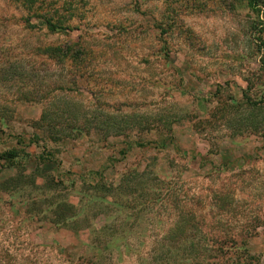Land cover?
<instances>
[{
  "label": "rangeland",
  "instance_id": "1",
  "mask_svg": "<svg viewBox=\"0 0 264 264\" xmlns=\"http://www.w3.org/2000/svg\"><path fill=\"white\" fill-rule=\"evenodd\" d=\"M46 1L65 10L68 29L51 32L36 18L26 28L18 2L0 0V48L17 56L0 70V116L8 119L0 151L20 149L23 163L36 158L34 167L42 163L37 155L48 160L43 172L66 181L76 207L64 221L54 206L31 207L47 190L44 179L19 178V166L0 160V185L17 178L0 190V264L216 262L178 246L189 238L227 243L226 261L264 264L263 15L242 0ZM164 21L177 26L162 34ZM67 42L87 49L78 66L35 55ZM219 98L229 107L198 131L194 122ZM242 99L259 103L261 133L250 131L247 104H233ZM43 112L61 119L70 136L47 139L38 124ZM168 116L180 121L171 135ZM113 119L127 135L115 134ZM138 123L143 147L135 144ZM131 168L147 169L145 180L171 184L174 193L119 192L109 206L100 193H79L117 182ZM151 198L159 201L141 205Z\"/></svg>",
  "mask_w": 264,
  "mask_h": 264
},
{
  "label": "trees",
  "instance_id": "2",
  "mask_svg": "<svg viewBox=\"0 0 264 264\" xmlns=\"http://www.w3.org/2000/svg\"><path fill=\"white\" fill-rule=\"evenodd\" d=\"M18 2V7L20 9H22L24 12L27 13V16L23 17V21H24V27L29 28V27H36L34 24H31V21L33 18L38 19V21H40L41 23H43L44 25H46V27L51 31V32H60L61 30H66L69 28V25L67 24L68 20L67 16H65V10H60L59 8H55V5H57L56 2H51L48 3L46 0H14ZM243 2H245V6H247L249 9H251L253 12H256L258 14V18L259 20H261V16L264 18V9L262 11V4L264 3V0H242ZM67 11V10H66ZM175 21V20H174ZM177 22H179L177 20ZM177 22L176 25L175 24H171L170 22L164 21L163 24L160 26V28H162V34L167 33L168 29L172 30L175 26H177ZM31 42V41H30ZM30 42H28L27 44H25V46L27 47ZM4 52V53H3ZM11 50L8 51H4L3 49L0 48V70L2 67H4L3 65H7L6 68H12V62L17 61V56H13L11 53ZM87 54V49L84 48L83 46L79 45V43H71V42H67V43H63V44H57V45H49L46 47H39L38 48V52L35 55H43L45 56V58L47 60H51L53 63H56L57 65H61V66H68L70 65V67L72 66H78L77 63H80L83 61V58L86 56ZM12 55V56H11ZM20 59V58H19ZM9 64V66H8ZM83 73V72H82ZM74 74L73 77L76 78L78 76L83 77V74ZM34 94L35 92H28L26 94V99L27 100H32L30 98L31 94ZM250 99V98H249ZM237 103L238 107H240V105L242 106L243 103L247 104V108L249 109V115H247V117H245L246 120H248L249 122V126H250V131L251 132H256V133H261L262 132V128L260 127V125H257V117H258V113L257 110L261 107H259V103L258 102H253L252 100H248V101H244L242 99V101H234L233 104ZM229 107L228 104H226L222 98H219L217 101V105L214 108V110H212V113H210L208 115V117L206 119L203 120H198L197 122H194V128H196L198 131H205V126L208 125H214V122H217L219 120V118H217L216 116L219 114L217 111H222L224 112V110H226V108ZM232 107H234V105H232ZM237 108V107H236ZM222 117H224V115L222 114ZM114 122H111V125L117 129V131L115 132V134H121L122 132L127 135V131L125 129H119V123L121 121L114 120ZM161 121H167L166 120H161ZM180 121H178L177 119H175L174 117L171 118L170 116H168V122L167 124H169V134L171 135L172 129H173V125L179 123ZM40 123V124H39ZM5 124H8V119L6 118V116L1 115L0 116V125L3 126ZM38 124L40 125V127L42 128V130L45 132L47 139L51 140V141H60L66 137H69L70 134H67L66 132L67 129H63L61 127V119H56V120H52L49 117L48 112H43L41 118H40V122H38ZM143 123H138V127L137 129H139L136 133L138 136V141L135 142L136 145L138 146H144V143L141 139H142V133H144V129ZM71 126V130L73 133L75 134H79L82 132H79L80 130L78 129L77 126ZM77 130V131H76ZM151 130H155V128H151ZM264 134V131H263ZM36 136V135H34ZM229 139H233L232 136L229 137ZM22 142V141H21ZM20 141H18V143H21ZM61 142V141H60ZM31 143H33V140H31ZM37 159L41 160L42 163L40 165L37 166H33L36 163V158L34 161H32V157H29V159L23 163L22 159H21V153H20V149L17 148H8L6 150L0 151V160H4L5 161V165L8 168H13V167H20V177L19 178H33L36 173H38L43 179L44 182L43 184H45V188L47 190H44L42 192V189H40V191L37 192V195L32 198V202H30V206L34 208V206L38 205V207L40 206H54V208L57 210L56 211V220L57 221H64L65 219V215L70 213L75 207L76 204H74L71 200L70 197L72 196V189L70 186H68V184H65L66 181L61 180L59 181V183H56V178L54 177H48L44 172H43V161L46 162L48 160H44L41 159V156H36ZM32 162V163H31ZM34 162V163H33ZM46 163H44L45 165ZM31 169H33L35 172H32L30 175H26L25 171H31ZM145 175H148V170L144 169V170H138L135 168H131L128 170L127 173L122 174V177L117 181H110L109 183H103L102 186H99L97 184H89L90 188L88 189L89 191H79V193L82 194H87L90 191L91 192V196H94L95 194H99V196L101 197L103 195V199L102 202L105 203L106 205H110L112 204V202H110L111 198H115V194H118L119 192L123 195L125 194H129L128 196H133V195H139V194H148L150 191H159L160 194L165 193V194H170L171 195L174 193L175 191V187H173L171 184H163L162 181H159L156 178H154L153 180H145ZM48 177V178H47ZM17 178L16 177H10L9 179H7L6 182L2 183L0 185V190H5L8 188L9 184H12L11 181H15ZM153 179V178H152ZM35 181V179L33 180ZM6 183V184H5ZM74 186V185H72ZM15 189L17 188V185H15L14 187ZM119 193V194H120ZM159 194V195H160ZM161 196V195H160ZM169 196V195H168ZM159 201V199H145L144 202H142L141 205L145 206L147 204H151L152 202H154V204H156ZM213 198L212 196L209 197V202L212 203ZM110 204H109V203ZM12 205L14 206V204L12 203ZM58 214V215H57ZM184 230L188 231V228H184ZM227 243L225 242H221L219 244H215L212 243L211 241L209 242H194L193 239H188L187 241H185V244H178L179 247L181 248H192L194 247L195 250H197V254H199V256H202L203 259H206V261L209 260V258L213 257L214 259L217 258V260H215L216 262H214L213 264H239V262L235 261V262H229L225 260V256L227 255V251L229 248H227ZM174 248H176V246H174ZM193 249V248H192ZM231 250V249H229ZM7 251V250H6ZM8 255V254H6ZM207 264H212V263H208ZM244 264H249L248 263H244Z\"/></svg>",
  "mask_w": 264,
  "mask_h": 264
}]
</instances>
